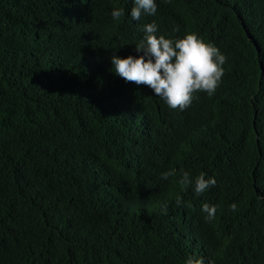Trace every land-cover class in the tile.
Returning <instances> with one entry per match:
<instances>
[{
	"label": "trees",
	"instance_id": "trees-1",
	"mask_svg": "<svg viewBox=\"0 0 264 264\" xmlns=\"http://www.w3.org/2000/svg\"><path fill=\"white\" fill-rule=\"evenodd\" d=\"M155 2L0 0V264H264V0ZM153 21L226 57L183 111L110 70Z\"/></svg>",
	"mask_w": 264,
	"mask_h": 264
},
{
	"label": "clouds",
	"instance_id": "clouds-1",
	"mask_svg": "<svg viewBox=\"0 0 264 264\" xmlns=\"http://www.w3.org/2000/svg\"><path fill=\"white\" fill-rule=\"evenodd\" d=\"M130 9L131 21H137L142 15L154 16L157 6L155 0H132ZM123 8H113L111 19L118 22L124 16ZM155 21L143 25V38L135 45L137 56L128 55L119 58L110 56L111 71L123 78L125 82L146 85L155 97L160 98L170 109L183 111L188 107L195 92L212 95L223 75L222 65L226 57L211 43H205L196 34L188 33L182 38L172 40L157 36ZM175 175L174 170L161 173L167 180ZM206 177L200 172L191 177L188 171L180 172L179 183L191 187L196 195H200L216 184L213 177ZM179 204V199L177 200ZM235 203L229 204V211H236ZM162 213H166L167 205H162ZM201 211L205 220L211 222L217 212L215 205L204 204ZM186 264H203L200 259L189 257Z\"/></svg>",
	"mask_w": 264,
	"mask_h": 264
}]
</instances>
